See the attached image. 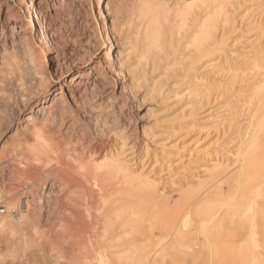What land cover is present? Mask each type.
<instances>
[{
	"label": "bare ground",
	"instance_id": "1",
	"mask_svg": "<svg viewBox=\"0 0 264 264\" xmlns=\"http://www.w3.org/2000/svg\"><path fill=\"white\" fill-rule=\"evenodd\" d=\"M23 1L27 22L10 12L4 23L10 38L20 34L23 54L43 74L45 56L33 43L40 37L54 50L50 18L41 1ZM95 4L100 28L95 20L93 40L104 33L106 66L114 81L122 78L109 91V101L119 95L121 107L122 98L132 97V88L154 72L151 93L177 89L176 98L190 101L192 109L214 102L191 127L204 133L199 139L212 129L210 145L220 146L209 147L201 164L193 159L192 151L202 150L196 140L188 158L178 159L186 164L175 176L169 174L171 162L166 166L164 181L137 160L135 127L125 131L115 111L101 110V103L95 108L96 80L82 83L89 72L77 71L68 81L70 100L62 85L53 94L47 77L42 84L41 77L29 76L26 63L3 42L0 63L6 74L14 72V80L11 91L0 89V127L10 125L12 108L25 107L40 90L44 97L14 132L10 149L1 150V170L16 160L10 170L17 179L45 171L53 175L39 203L43 199L50 207L55 188L66 192L64 200L75 214L68 219L72 211L63 200L61 210L69 213L60 211L58 221L45 229L31 194L24 209L21 200L12 202L1 217L0 264H264V0ZM228 40L233 41L229 48ZM235 43L240 46L234 50ZM70 59L55 52L51 62L62 75ZM98 70L102 80L105 68ZM74 77L78 81L72 82ZM148 148L145 142L144 156ZM5 150L17 157H6ZM16 208L18 216L11 213Z\"/></svg>",
	"mask_w": 264,
	"mask_h": 264
},
{
	"label": "rangeland",
	"instance_id": "2",
	"mask_svg": "<svg viewBox=\"0 0 264 264\" xmlns=\"http://www.w3.org/2000/svg\"><path fill=\"white\" fill-rule=\"evenodd\" d=\"M36 1H41V5L43 7L42 9L45 10L47 19L50 18L48 19L49 22L47 23L49 24V26L47 27V32L50 34L51 39L55 41V44L53 45L54 50L49 51L40 40V37L34 38L33 44L35 47V52L45 56L44 65L46 66L47 70L42 74V72H39V68H37L36 65H31L27 57L24 55L25 53L23 54V45L21 43H18L20 34L16 33L13 38H10L11 32L9 31V29H7V24L4 23L6 14L10 12L11 15L17 13L18 19L23 23L27 22L30 14L29 11L26 10L23 0H0V34L1 29L4 28V32L2 34L5 35V38H0V46L3 42H5L8 51H15V53L18 54V57H20L19 59L26 63L27 74L29 76L36 77V79H39V77H41L42 84L45 82V78L47 77L49 83L52 84L50 90L52 91L56 89L53 94L57 93L60 85H62L63 93L69 99L71 98V96L68 93L67 89L68 81L74 76L77 71H85V73L89 72V76L87 78L82 77V83L84 81V83H86L87 85H91V81L94 79L96 80L97 89L96 97L94 99L96 104L93 101L95 108H98L96 105L101 103V110L105 112L108 110L115 111L117 113L119 123L127 127L125 128V131H129L130 128L135 127L136 135H138L140 139V141L136 142L135 150L136 154L138 155L136 158L140 163H144V169L149 171L152 168L151 173L160 179L163 178L162 180L165 181L166 179H164L165 175L163 173L167 171L166 166L171 162V170L169 171V174L175 176V171H177V169H181L179 167L186 164L180 160L178 162V159H187L188 152L192 151L191 145H194V143H196V140L199 139V136L204 134L203 132H200L197 135L198 128L191 127V125L197 124L203 113L211 107H214V102L211 101L210 104L207 103L201 107L195 106V108L192 109L190 101H188L187 99L176 98L174 94L177 89H172L170 87L169 91L165 90L167 93L164 91L151 93L153 82L157 79L155 78L156 76L154 72H149L146 75V79L140 81L139 87L132 88V97L122 98L124 101L121 107H119L121 101V97L119 95H117L116 101L111 103L109 101L111 97L108 96V93L115 86V84H118L117 81H119V79L121 80L122 78L115 76L117 80L114 81L111 76L113 70L106 66V62L104 60V52L107 49V41L105 39L104 33L101 34L99 40H93L94 28H100V19L98 18L99 16L97 14L98 6L97 4H95V0ZM104 7V4H102V9H104ZM91 12L93 14H91ZM30 13H32L33 15V12ZM48 13H50L49 17ZM95 20L98 24L96 27ZM33 23L34 29H37L38 27H35L36 22ZM239 31L240 29H236L231 36H235ZM246 33H248V31ZM68 37H71V39H69ZM15 38L16 40L12 42V39ZM228 42L230 44H227V48H229L233 44V41L228 40ZM239 46L240 44L235 43L232 47L235 50ZM55 52L58 53L59 57L64 54L65 56L71 58L67 62L68 65L67 63L64 64L62 68V75H60V70H56V63L54 61L51 62V58L55 54ZM99 62L101 63L100 65H103L105 68V76L104 78H102V80L99 78ZM199 64H201V62L198 63V65ZM1 66L2 65L0 63V89L3 88L7 91H11V89H13V86L10 85V81H12V79L14 80V72L13 74H11L13 75V77H11L8 73V75L6 74L5 67ZM197 72L200 74L204 73V65L200 66ZM75 80L76 78L74 77L72 82ZM72 85L74 86L75 84ZM80 89H82V84L80 85ZM74 91L77 92V89H74ZM43 97L44 94L40 90V92L34 93L33 98L25 107H21L20 109H14L11 107L12 109L10 110V125H3L2 127H0V152L4 148L10 149L12 140L17 139L16 136H14V132L19 131L24 127V119L32 109L36 108L39 102L43 101ZM110 105L113 106L111 107ZM77 112H81V109H77ZM143 130L145 131V136H143ZM90 132L94 137H96L93 131L90 130ZM209 132L210 134L207 137H205L204 139L201 138L199 139V141H197V144L202 150L199 152H197V150L192 151L193 159L194 157H198L196 161L201 164L203 162L202 156L207 155V152H209V147L216 148L220 146L219 143L215 146L210 145L209 141L214 140L215 132L212 129H209ZM145 142H147L149 145L148 153L146 156H144ZM180 144L184 145V148L179 150ZM5 155L8 158H11L10 156L17 157L14 156V153L6 150ZM3 161L4 163L8 162L7 160ZM15 162L16 160H10L9 168H6L7 170H1L0 167V189L3 190L0 199L3 200L6 208L8 209V205L12 202H15L17 200H19L20 202L21 200L24 209L26 203L29 202V200L28 202L26 201L30 198L29 195L31 194L34 200V203L32 205L37 207L35 209H37L41 214L40 223H42L43 226L46 227L45 229H49L51 224L56 223V221H58V217H60V211H63L68 207L69 211H72H70L72 215L71 216L67 209L69 213L68 219H72L73 221L75 208L73 204L71 205V202H69V200L65 201L66 192L58 191L54 188L51 195L52 200L49 202L50 207H46L43 199L39 203V197L41 196L42 191H44V194L46 193L47 187L51 182L49 180L53 177V175H48L47 173H45V171L36 174V178L35 176L34 178L28 176L29 178L27 177L26 180L25 178L17 179L13 177L11 173L12 169L15 167ZM12 164L13 168H11L10 170ZM138 166H140V164H138ZM30 178H33L31 179L33 181L29 180ZM43 186L46 187V190L43 189ZM36 200L38 201L35 202ZM63 200L65 202H68L70 206H68L69 204L66 203L67 206H65L64 208V205L66 204ZM61 202H63L64 205ZM61 204L63 206H61ZM60 206L63 208V210H61L62 208ZM47 208H50V210H47ZM48 211H51L50 214ZM63 213L68 214L66 210L61 214ZM43 218H46V220Z\"/></svg>",
	"mask_w": 264,
	"mask_h": 264
},
{
	"label": "built area",
	"instance_id": "3",
	"mask_svg": "<svg viewBox=\"0 0 264 264\" xmlns=\"http://www.w3.org/2000/svg\"><path fill=\"white\" fill-rule=\"evenodd\" d=\"M19 208H16V209H12L11 213L14 215V216H18V213H19ZM7 213V208L6 206L4 205L3 203V200L0 199V230H1V217L4 216L5 214Z\"/></svg>",
	"mask_w": 264,
	"mask_h": 264
}]
</instances>
